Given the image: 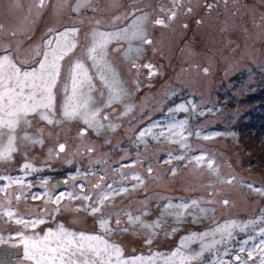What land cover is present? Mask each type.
Segmentation results:
<instances>
[{"label": "snow or ice", "instance_id": "6c2138e0", "mask_svg": "<svg viewBox=\"0 0 264 264\" xmlns=\"http://www.w3.org/2000/svg\"><path fill=\"white\" fill-rule=\"evenodd\" d=\"M93 0H76L72 6V11L78 12L80 9L89 8ZM67 3L63 0L61 6ZM175 7L179 0H172ZM46 6V0H39L38 7L43 9ZM209 8L213 5L209 4ZM143 9H134L127 13L123 19L129 20L125 27L116 28L114 31H101L94 28L90 36V43L86 47L87 59L91 61V68L95 70V77L90 74V69L80 57L69 60L65 65L62 61L70 52L77 47V34L79 29L75 26L65 27L62 31L49 29L46 38L42 37V44L37 45L34 51H30L26 58L21 59L15 55L10 46H0V164L13 160L15 153L29 145L43 144L44 140L39 136H33L29 129L32 126L31 116L36 115L40 120L46 121L49 125H59L63 121H81L86 128H81L79 135L83 137L87 130L94 131L97 135H102L106 130L114 131L119 124L112 120L116 110L105 112L104 109L110 108L113 104H121L124 111L120 112L116 119L127 115L132 111L134 105L126 101L130 93L122 86L118 75L111 63L108 61V45L113 41L119 42L126 40L129 44L125 50V58L134 53L136 58L142 54V47H134L132 41H140L142 45L152 43L147 38L146 21L147 13L136 15V12H143ZM161 12H167L168 9L161 8ZM188 11H191L189 9ZM172 11L168 19L175 16ZM121 18H117L119 20ZM99 23V22H97ZM156 25H164L165 19H156ZM16 51H19L17 46ZM150 68L151 65H144ZM131 68L138 69L139 65L136 59L131 62ZM207 71V69H205ZM156 73L150 71L149 75ZM94 79H99L102 87L94 83ZM139 85V79L135 81ZM107 89V95L104 89ZM62 93V101L58 104L59 94ZM98 94V95H97ZM192 110H196V105L189 101ZM188 106L185 103L175 105L168 109L170 117L169 122L162 124L155 121L147 127L141 129L135 139L138 143H147L146 137H152L159 140L161 137L175 140L180 147L186 151L191 150V145L187 139L193 133L189 129L188 119H177L176 114L180 112L187 113ZM158 129V131H156ZM196 131L195 135L200 136ZM205 139L208 137L205 136ZM83 145V139L81 140ZM65 144H59L57 155L65 151ZM93 147H88L87 152H94ZM50 154L53 152L49 150ZM173 156L172 152L167 154ZM176 159H185V155L176 156ZM205 157L200 155L194 157L200 162ZM71 163L72 161H67ZM102 161H95L101 163ZM209 166L212 160L209 158ZM92 162L90 161V164ZM106 163V162H105ZM136 162L133 161V165ZM133 165H128L131 167ZM125 165H121L115 171L119 176V181L101 175L98 181L89 186L87 183H80L75 187L79 191H59L60 182L49 185L48 179L44 178L41 187L44 189L42 195L46 198V203H51L55 207H44L40 209L29 208L24 205V212L18 210L19 202L26 200L29 196L33 200L40 199L41 194L32 193L30 190L33 185L26 183L25 177L33 172L40 171L30 162H25L20 171L24 175H4L0 174V180L7 181L0 192L16 185L18 193L0 198V245L9 244L11 247H22V259L29 264H205L206 254L214 257L207 261V264H224L223 259L215 257L220 256L218 246L227 245L236 240L234 230L241 233H247L249 229L254 233L247 235L246 239L238 241L240 252L247 251L248 258L251 260L255 253L259 252V264H264V209H261V215L256 219L238 222L236 220L225 221L223 224L215 223V226L204 232H191L181 237L178 246L168 253L151 252L149 255L125 256L121 245L113 239L116 235L128 232L130 229L121 224V217L127 216V223L135 227L139 225L141 229L149 230V238L145 240L146 245L152 244V238L156 235L154 229L160 227V219L152 223L146 222L142 216L148 214L147 208L141 215L133 216L130 212L124 210L105 211L106 207L114 208L110 204V198L120 193L128 191L126 183L129 180L143 183L138 173H132L131 176L123 171ZM79 171V169H78ZM175 171V169H173ZM151 173L152 169L149 168ZM83 176L95 175V172L89 169L82 173ZM75 180L76 177H72ZM69 181H63L67 184ZM133 188L136 184L132 185ZM252 188V185H249ZM87 189V191H86ZM254 191L264 195V188H254ZM81 202L73 210L76 212L84 211L90 216L95 217L98 226V232H88L86 230H73L63 223H57L56 226L46 227L43 234L36 231L40 225L47 223L49 219L55 221L56 213L62 211L60 206L62 200ZM208 203H211L210 201ZM225 204L228 201H224ZM201 201L191 199L184 201L181 198L180 203L173 204L171 199L164 205L161 215L169 209L178 210L176 214L177 223L181 222L184 215L183 210L199 208L201 213L207 210L200 207ZM115 218V226L110 225V220ZM196 222V217H193ZM11 222L20 226L14 233L5 238L2 233ZM257 225H261L258 230ZM32 231L29 232L28 230ZM178 228H173L174 234ZM217 236L219 238H217ZM15 240L16 243H11ZM199 243V250H194L191 245ZM251 242V243H250ZM245 245H249L247 248ZM229 249L225 247L223 255L229 254ZM240 260L239 256L234 258ZM246 264V262H241Z\"/></svg>", "mask_w": 264, "mask_h": 264}, {"label": "rangeland", "instance_id": "374dc122", "mask_svg": "<svg viewBox=\"0 0 264 264\" xmlns=\"http://www.w3.org/2000/svg\"><path fill=\"white\" fill-rule=\"evenodd\" d=\"M20 1L22 0H0V38L2 39L0 46L15 48L19 46L22 53L28 55L30 51L36 49L37 45L42 44L38 40L39 33L43 34L46 28L62 26L64 20L57 24V18L62 14L66 4L61 6L63 0H51L50 5L54 11V15L51 16L47 14L48 9L39 10L34 3L30 4L27 0H23L21 3ZM12 3L16 7L11 6ZM103 10L109 12L112 8L104 4ZM2 35L5 36L4 39ZM161 38L162 41L170 42L167 35ZM203 40L205 42L208 40L206 32ZM3 41L4 43H2ZM132 43L138 45L137 41H132ZM233 46L230 62L224 71L216 68L217 70L205 76L198 71L182 78L174 77L175 65L174 62H171L173 58L170 59L174 49H171L170 52H167L170 54L169 58L163 57L167 67L161 80L145 90L142 94L143 96L147 94L145 97L139 98L140 95H133L134 99H130L128 102L134 105L132 111L121 116L118 120L116 117L113 118V121L119 124L113 133L106 130L102 135H97L94 131L87 130L85 135L88 137L87 144L95 149L94 152L87 153L85 151L84 155L79 158L80 160H77L78 158L73 157L72 150H69L72 156L70 175L76 177L75 180L71 179L73 185L77 183L78 177L89 169L93 170L95 175H88L87 177L82 175L83 178L80 183H87L91 186L93 182L98 181L97 178L99 179L101 175L109 178L108 182H111L112 179L119 181V176L115 170L121 165L126 166L123 171L129 176L132 173H138L142 178L143 183L138 185L140 188L136 192L128 194L127 191L115 195L112 198L116 200L110 201V204L115 207L105 208V211L108 212L121 207H147V217L146 215L142 216L146 222L152 223L158 218L160 219V227L154 229L156 235L152 238L151 245L145 244V240L150 235L147 230L142 232L148 234L142 243L133 241V244L130 245L134 255L147 256L151 252H171L178 246L181 237L191 232H204L215 226V224L212 226L205 225L200 230H193L188 219L184 220L187 215L191 216V213H194L191 211L192 209L183 210V220L179 223L176 221L178 210L175 208L164 212L162 216V210L169 198L173 204L180 203L181 198L184 201L198 199L201 203L204 202L200 207L207 211L202 214L207 218L211 212H214L220 217L218 224H223L229 220L240 219L243 222L256 219L259 217L258 214L261 213V209H264V195L254 191V188H264V174L245 170L246 160L241 154L243 149L234 141V138L237 139L235 125L245 110L241 105V99L264 87V35L248 38L243 42L237 39L232 40L231 47ZM169 62L172 63L170 68H168ZM130 84L129 80V89ZM61 101L62 93L59 94L58 104ZM189 101L196 105L195 111L192 110L191 104L187 103ZM180 103H185L190 112L178 113L179 116L182 119H188L189 129L192 133H196V131L201 133V136L196 135V139L190 142V151L182 149L175 142L177 137L170 140L164 137L154 140L149 136L145 139L148 138L152 142L151 144L148 143L146 147L140 144L143 147L142 150L134 147L138 143L135 137L141 129L155 121L162 124L168 123L170 119L167 116L168 109ZM117 106L121 108V112L124 111L121 104H113L104 111L110 113L114 107L117 110ZM30 119L32 126L29 132L33 136H39L44 140V143L29 145L15 153L12 161L0 164V174L13 169L15 165L20 168L25 162H30L34 167H37L38 161H40L39 154L44 155V158H40L41 164L49 163L51 171L52 167L55 171L60 169L63 165L53 161L51 156H48L49 151L45 152L47 146L49 148L50 143L56 144L59 141L66 143V123L70 122L71 126L70 140L80 138L79 129L86 128L81 121L65 120L59 125H49L36 115L31 116ZM41 122H43L42 125H40ZM233 135L235 136L233 137ZM205 136L210 137L205 139ZM169 152L173 153L172 157L167 155ZM182 154L189 159L175 158ZM200 155H204L205 158L200 162L195 159L193 162L191 161L193 156ZM209 158L212 160L211 167L208 162ZM95 161L102 162L95 163ZM133 161L136 162L134 165ZM128 165L133 166L128 167ZM149 168L152 169L151 173L148 172ZM48 172L49 170L45 171V173ZM75 185L72 187V191H78ZM249 185L253 187L250 188ZM249 188L253 190L250 191ZM210 191L211 193H209ZM209 201L211 203H208ZM222 201H228V203L225 204ZM73 209L70 207L66 210V226L93 232L96 228L95 217L90 216L87 212H76ZM195 209L199 210V208ZM199 215L201 214L197 216ZM198 220L199 218L196 219V223H199L200 220ZM111 221L112 219L110 223ZM174 227L178 228V231L167 235L166 233H171ZM252 233L244 235L238 241L246 239L247 235H252ZM238 241L226 245L230 250L228 255H223L225 247L220 248L218 246L220 256L215 258L223 259L224 264H241V262L259 264V252L255 253L250 260L247 251H239ZM248 246L245 245L246 248ZM191 247L194 250H199V243H194ZM236 256L240 257L239 261L234 259ZM213 258L206 254L205 264Z\"/></svg>", "mask_w": 264, "mask_h": 264}, {"label": "flooded vegetation", "instance_id": "af4514ba", "mask_svg": "<svg viewBox=\"0 0 264 264\" xmlns=\"http://www.w3.org/2000/svg\"><path fill=\"white\" fill-rule=\"evenodd\" d=\"M22 1H20V3ZM27 1L30 4L34 3L36 7L39 8V0ZM50 2L51 0H46V6L43 9L39 8V10L48 9L47 14L53 16L54 11ZM75 3L76 0H67L62 14L57 18V24L59 22L62 23V20H64L62 26H54L51 29L62 31L65 27L73 26L79 29L76 38L78 41L77 47L65 57V60L62 61V65L66 66L69 60L80 57L89 67L90 74L94 77L95 70L91 68V61L87 59L86 55V47L90 43L89 34L91 31L94 28H98L101 31H114L116 28L125 27L130 23V19L124 20L123 17L134 9L144 10L143 12H136V15H144V13H147V38L150 39L152 43L149 45H142L140 41H137L138 45L132 43L134 47H142V54L139 58H136L134 53L129 54L127 59L125 58V50L129 47L126 40H121L119 42L113 41L108 45V61L115 69L118 79L122 82V86L130 93V95L126 97L127 102H129L130 99H134L133 95H140L139 98L145 97L147 94L144 96L142 95L145 90L158 80H161L167 67V63H164L165 60H163V57L169 58L168 56L170 54H167V52H170L171 49H174V53L170 57V59L173 58L171 62H174L175 65V69L173 70V72H175L174 77L182 78L188 76L190 73L198 71L205 76L217 69H220L221 71L227 69L234 48V46L231 47L232 40L237 39L240 42H243L245 39L256 38L258 36L261 37L264 35V0H179V3L175 7L173 6L172 0H93L89 8L80 9L78 12H74L72 11V6L75 5ZM104 4L111 7L112 10L109 12L104 11ZM209 4L213 5V7L209 8ZM11 6H15V4L12 3ZM162 7L169 11L161 12L160 9ZM189 9H191V11H188ZM172 11H175L176 14L171 20H169L168 16H171ZM117 18L121 19L117 20ZM158 18L165 19V24H154V21ZM49 29L50 28H46L43 34L39 33L40 36L38 40L40 42H42V37L46 38V33H48ZM205 32L208 37L206 42L203 40ZM11 35H13V33H11ZM166 35L169 36L170 42L162 41L161 37ZM16 36L19 35L16 34ZM2 38L4 39L5 36L2 35ZM0 40L2 41L1 38ZM172 41L173 43H171ZM2 43H4V41ZM10 48L13 53L18 55L21 59L27 57V55L22 53L20 48L18 52L16 51L17 48L11 46ZM0 54H2V52H0ZM133 59H136V63L139 65L138 69L131 68V62ZM171 62L168 63V68L172 66ZM149 64L152 66L151 69L144 67V65ZM205 69H207V71H205ZM150 71H154L156 74L150 76ZM137 79H139V85L135 83ZM129 80L131 83L130 89L128 86ZM94 83L98 87H102L99 79H94ZM104 91L107 95L106 88ZM120 112L121 108H118L117 106V110L115 115H113L112 120L119 115ZM114 123L118 122L115 121ZM36 124L38 123L36 122ZM42 124L43 122L40 123V125ZM65 127L66 143L64 141H59L56 144L50 143L49 148L47 146V149L45 150L46 152L52 149V154H48V156H51L50 158L53 161H57L63 166L56 171L52 167L51 171L49 163L41 164L42 162L40 158H44V155L39 154L40 161H38L39 165L36 168L40 169V171L33 172L25 177L26 183H31L33 185L30 190H25L41 194V198L33 200L31 196H29L26 200L22 199L18 205V210L20 212H24L25 204H27L29 208L35 209L55 207V205H52L51 203H46V198L42 195L44 189L41 187V182L44 178L48 179L49 185L50 182L55 179L69 180L68 184L57 189L55 194H58L59 191H72V187L75 184L78 185L82 182L81 179L83 176L80 175L77 183L74 185L72 184L70 163L67 161H71L72 159V156L69 153L70 149L72 150L73 157L78 158L77 160H80L79 158L84 155L85 151L87 152V148L89 147L87 144L88 137H85L87 131L84 137L70 140V122L66 123ZM80 130L81 129H79V133ZM110 131L112 133L114 132L112 130ZM82 139L83 145L81 144ZM61 143L65 144L66 148L64 152L57 155L58 145ZM54 145L56 146L54 147ZM100 146L102 147V145ZM20 168H17L15 165L13 169L2 174H11L14 176L24 175V173L20 171ZM46 170H49V172L45 173ZM6 183L7 181L0 180V187H3ZM94 183L95 182L92 184ZM133 184H136L135 188L132 187ZM139 184L141 183H137L133 180L127 181L126 187L128 188V194L136 192L140 188H138ZM9 193L12 194L14 201V196L18 193V187L12 185L7 191L0 192V198ZM142 193L144 194V191ZM112 200L116 199L110 198V201ZM80 203L81 202L79 201H69L67 199L62 200L60 204L62 211L56 213L55 221L49 219L46 224L40 225L36 231H40L41 234H43V229L46 227L54 228L57 223H63L66 225V210L70 207L75 208ZM145 208L147 207H121L117 210H124L130 212L133 216H136L141 215L145 211ZM94 223H96V220H94ZM121 224L124 227H128L130 230L116 235L113 239L121 245L125 256H134V253L131 252L130 245L133 244V241L142 243L148 235L142 232L147 229H141L139 225H136L135 227L129 225L127 223V216L121 217ZM110 225L115 226V218H112ZM19 227L20 226L15 225L14 222H11L2 235H4L5 238H8L10 235L14 236L15 231ZM71 228L73 230H81L73 227ZM28 231L31 232L32 230L29 229ZM98 231L99 229L96 224V228L93 232ZM11 243H16V241L12 240ZM0 264H29V262L22 259V247L16 248L11 247L9 244H3L0 245Z\"/></svg>", "mask_w": 264, "mask_h": 264}, {"label": "trees", "instance_id": "16d2710c", "mask_svg": "<svg viewBox=\"0 0 264 264\" xmlns=\"http://www.w3.org/2000/svg\"><path fill=\"white\" fill-rule=\"evenodd\" d=\"M240 102H241V105L245 108V110L242 113L241 118L239 119V122L237 123V125H235L234 129H235V133L237 134V139L234 138V141L238 143L239 144L238 146L242 147L243 149L241 150V154L244 156L246 160L245 170L264 174V87L260 88L257 91L247 94L241 99ZM188 112H190V109ZM180 113H184V112H180ZM176 117L177 119L178 118L182 119L178 113L176 114ZM211 132L215 133L216 131H211ZM234 136L235 135H233V137ZM194 139H196L195 133H193L191 136L188 137L187 139L188 144L194 141ZM148 143L151 144L152 142L149 141V139L147 138L146 144L137 143L134 147H136L138 150H142L143 147H146ZM188 159L189 158L186 157V160ZM193 159H194V156L192 157V160H191L192 162H193ZM184 162L186 163V161ZM249 190L251 191L253 189L249 188ZM203 204L204 202L201 203L200 205H203ZM191 211L194 213H191L192 214L191 216L187 215L184 218V220L188 219V223H191V228L195 231L200 230L202 227H205V225H208V226L214 225L215 223L218 222V218H220L218 215H215L214 212H211V214H209L207 218H205L203 215L205 213L202 214L199 210L195 208H193ZM198 214H201V215L197 216ZM260 215L261 213L258 214V216ZM193 217H196V219L199 218V220L202 222L198 220L199 223H196V222L194 223ZM236 221L242 222L240 219H237ZM260 226L261 225L256 226L257 230ZM251 232H252L251 229H249L247 233H241L238 230H234V235L236 237V240L234 242L238 241L244 235L251 233ZM253 234L254 233H252V235ZM231 243H229V245ZM219 247L220 248L226 247V245L219 246Z\"/></svg>", "mask_w": 264, "mask_h": 264}, {"label": "water", "instance_id": "95a60500", "mask_svg": "<svg viewBox=\"0 0 264 264\" xmlns=\"http://www.w3.org/2000/svg\"><path fill=\"white\" fill-rule=\"evenodd\" d=\"M58 151H59V149H58ZM63 181H69L68 179H55V180H53V181H51L50 182V185H52V184H56V183H58V182H60V186H59V188H61V187H64L65 185H67V184H64V183H62ZM58 188V189H59ZM209 193H211V191L209 192ZM222 203H224V201H222ZM3 250V249H2Z\"/></svg>", "mask_w": 264, "mask_h": 264}]
</instances>
